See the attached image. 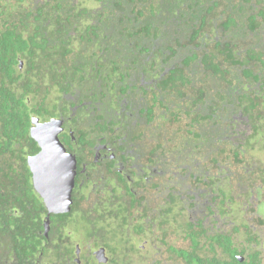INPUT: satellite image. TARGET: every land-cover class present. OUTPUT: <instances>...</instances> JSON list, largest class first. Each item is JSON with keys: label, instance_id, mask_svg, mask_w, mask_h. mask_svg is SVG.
Here are the masks:
<instances>
[{"label": "flooded vegetation", "instance_id": "af4514ba", "mask_svg": "<svg viewBox=\"0 0 264 264\" xmlns=\"http://www.w3.org/2000/svg\"><path fill=\"white\" fill-rule=\"evenodd\" d=\"M95 1L97 7L84 8L81 0H0V9L23 21L20 31L29 46H34V55L19 57L24 80L13 90H44V107L56 109L57 117L40 121L62 122L59 139L77 161L71 212L51 215L46 231L48 211L44 207L35 255L1 248L0 264H139L132 256L140 255L147 245L156 250L149 264H172L171 257L182 264H264V0H211L197 9V16H190L189 28L180 30L178 39L193 61L184 68L193 80L192 86L178 88L182 90L179 99L171 93L165 95L159 86L170 68L161 67L160 76L148 77L142 72L148 65L142 69L140 64L146 55L133 49L124 53L126 62H122V53L110 38L97 48L108 54L103 52L87 62L89 68L85 69L92 76H99L98 70L104 69V86L73 83L72 89L64 92L53 81L54 71L38 69L44 55L49 54L59 62L57 70L68 51L62 49L64 44L74 51L69 59L77 53L87 59L91 56V47L85 48L82 37L86 28L103 19L99 15L104 10L101 2ZM259 56L263 60L257 62ZM133 60L137 70H129L130 80L141 77L148 90H132L128 97L118 84L119 73L113 72V65L116 62V68L127 72ZM246 71L253 77H243ZM202 75L209 77L207 82L201 80ZM151 107L155 116L149 121ZM191 107L215 110L221 125L213 128L214 140H227L243 152L236 159L232 153L219 158L216 170L203 160L201 169L214 176L213 184L190 179L193 171H185L190 160L196 170L200 167L191 152L202 155L206 151L187 142L194 135L188 131ZM79 131H83L81 135ZM160 140L167 141L170 152H155ZM173 157L182 171L172 173L175 177L171 180ZM160 163L169 173L161 170ZM157 183L176 189L185 203L186 221L193 226L187 230L190 237L184 243L191 262L171 251V224L159 225V204L153 200L158 189L151 188ZM128 190L139 197L135 203L123 198ZM79 201L91 203L88 213L82 204L75 212ZM119 207H124L123 213L108 210ZM131 207L133 213L127 214ZM106 209L114 213L101 217L99 213ZM78 218L82 229L76 224ZM167 218L171 220V214ZM197 234L199 244L194 246ZM222 234L232 237L231 247H236L237 253H228L220 246L221 238L216 236ZM213 238L216 241L211 245ZM158 241L164 248H159Z\"/></svg>", "mask_w": 264, "mask_h": 264}, {"label": "trees", "instance_id": "16d2710c", "mask_svg": "<svg viewBox=\"0 0 264 264\" xmlns=\"http://www.w3.org/2000/svg\"><path fill=\"white\" fill-rule=\"evenodd\" d=\"M98 1L101 2L104 9L103 13L99 14L103 19L100 20V24L95 23V25L86 28L82 37L83 42L86 43L84 44L85 48L89 49L91 47V56L87 59L83 53H77L69 59L68 56H72L74 51L72 48L67 49L64 44L62 49L68 51H65L64 55L66 57L63 56L65 58H62L63 61H60L61 66L57 70H54V68L58 66L59 62L49 54L44 55L43 60H41L42 65L39 64L38 69L43 71L48 68L51 69L50 71H54L53 81H57L64 92L71 90V84L73 83L80 87H83L84 84L96 88L104 86L107 83L104 78V69L100 68L98 70L99 76H92L85 69L89 68V65H86L87 62L90 63L92 60L98 59V55L101 56L103 52V55L108 54V51L97 48H99L101 42L106 45L105 40L110 38V42L115 45L116 50L120 49L122 62L123 60L126 62L124 53L133 49L138 48L143 55H146L140 64L144 66L142 69L145 68V65H148V68L143 71L141 69L139 73L142 71L148 77L149 74L160 76L161 70L159 71V68H170L169 73L160 79L159 86L162 87L165 95L171 93L174 98L179 99L182 90L178 88L192 86L193 76L184 68L188 67L193 61L191 57L185 55L184 46L180 44L181 40L178 39V34H181L180 30L183 31L189 28L190 16H197L200 13L197 9L211 0ZM231 3L235 5V2L231 1ZM66 8L68 7L66 6ZM22 22L16 20L12 14L0 9V249L15 248L20 253L25 252L26 254L35 255V248L38 247V232L43 230L45 208L41 198L34 190L33 173L28 165V157L34 156L40 151L37 143L30 136V129L34 117L39 118L41 121H47L50 118L57 117V110L45 109L44 90H13V86L16 87L21 80H24L22 78L24 74L19 68V57L25 59L28 55H34V46H29V42L25 40L20 31V28L25 26ZM260 60H263L261 56L256 61ZM136 62V60H133L128 66L127 72L124 68L122 70L120 67L116 68L118 66L116 62L113 65V72L119 73L120 80L118 84L123 87L124 93H128V97L132 96L129 93L133 92L132 90H148V88L142 86L141 77L135 76L130 80L132 72L129 70H137ZM90 67L93 68L94 66L90 65ZM153 75L152 77H155ZM244 76L253 77V74L251 71H246L243 73ZM208 78L203 76L201 80L204 81L205 79L207 82ZM211 107L209 112L198 107L188 109V124L190 125L188 131L190 134H194L195 138L192 136L193 138L191 137L187 142L191 146L192 144H198L199 149L206 151L202 155H193L191 152L192 156L199 159L200 167L196 170L197 167L193 165V160H190L189 168L185 171H193L190 179L196 177L197 182H204V179H206L207 182L213 184L212 178L214 176L209 175L207 169H201L202 166H205L203 160H208L210 167L216 170L219 158L223 156L228 158L230 156L227 155L232 153V157L236 159L243 152L240 147L230 144L227 140H214L213 128H217L221 125V122L217 118L218 114ZM153 111L152 107L147 111L150 117L149 121H152L155 116ZM81 132L83 131H79V135H81ZM166 144H168L167 141L160 140L157 147H154L155 152L160 151L163 154L170 152L171 148H166ZM196 150L198 151L197 148ZM174 159L173 157L170 160L171 180H174L175 177L172 173L174 174L177 169H182L178 168L179 164ZM159 165L161 170L169 173L168 167H164L161 163ZM151 188L158 189L154 193L153 200L159 204V215L161 216L159 217L162 219L159 224L160 227L171 224V239H173L171 251L186 261H193L187 249L184 248V243L190 237L188 231L191 228L193 229L192 224L186 221L185 203L183 204L182 200L180 201V195L174 188H166L159 183H157V187L153 186ZM127 193V196H123V198L127 200L131 198L133 203L139 198L130 190ZM74 197L76 198L75 195ZM80 204L86 211L85 207L89 208L91 203L79 201L75 207L77 213ZM176 205L179 209L174 210ZM123 209L124 207H119L118 209L108 210L123 213ZM108 210L99 213L100 216L105 217L106 214L114 213L112 211L108 212ZM86 212L88 213V211ZM132 213L131 207L127 214ZM169 214H171V220L167 218ZM64 219H67V217L64 216ZM198 237L199 234L194 237V246L199 244ZM216 238L217 240L221 238L219 241L220 246H223L228 253L235 254L238 252L236 247H231V236L222 234L216 236ZM216 238L212 239L211 245L216 241Z\"/></svg>", "mask_w": 264, "mask_h": 264}, {"label": "water", "instance_id": "95a60500", "mask_svg": "<svg viewBox=\"0 0 264 264\" xmlns=\"http://www.w3.org/2000/svg\"><path fill=\"white\" fill-rule=\"evenodd\" d=\"M61 131L62 122L58 119L46 123L37 117L32 119L30 136L40 151L28 158V165L33 173L34 190L48 211L46 231L51 215L68 214L73 205L77 161L61 143Z\"/></svg>", "mask_w": 264, "mask_h": 264}, {"label": "rangeland", "instance_id": "374dc122", "mask_svg": "<svg viewBox=\"0 0 264 264\" xmlns=\"http://www.w3.org/2000/svg\"><path fill=\"white\" fill-rule=\"evenodd\" d=\"M81 2H82L81 6L84 7V8H95V7H97V5H96V1H95V0H81ZM86 22H87V21H86ZM84 23H85V21H84ZM50 92H52V91H50ZM49 95H51V94H49ZM49 99H53V96L51 95ZM163 135H164V134H163ZM163 135H162V136H163ZM168 139H170V137H168ZM83 209H84V208H83ZM85 209H87L86 211L89 210V208H88L87 206L85 207ZM76 224H77V226H79L81 229L83 228V222H82V220H81L80 218L77 219ZM85 233H86V232L84 231L83 234H85ZM135 241H136V240H135ZM141 241H142V240H141ZM141 241H140V243H141ZM171 241H172V239H171ZM140 243H139V245H143L142 243H141V244H140ZM134 245H136L137 247H139V245H138L137 242H134ZM157 245L159 246L160 249L164 248V247L162 246V244H161L160 241L157 242ZM154 249H155V248H153L152 245H147V247H145V249L142 251V253H141L140 255H139V254H135V255H133L132 257H133L134 259H136V260L139 259V261H138V263L140 262L139 264H149V262L152 263L154 257L156 256V255H155V254H156V250H154ZM163 256H164L165 258L169 257L168 254H165V253L163 254ZM171 261L173 262L172 264H182V263H179V262L173 261V258H172V257H171ZM134 263H136V262H134Z\"/></svg>", "mask_w": 264, "mask_h": 264}]
</instances>
